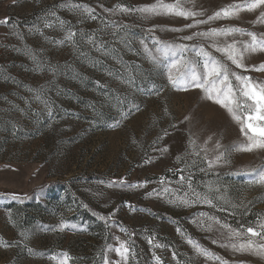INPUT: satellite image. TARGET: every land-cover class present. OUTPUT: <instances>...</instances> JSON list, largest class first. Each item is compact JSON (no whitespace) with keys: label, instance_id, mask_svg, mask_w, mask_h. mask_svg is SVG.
I'll use <instances>...</instances> for the list:
<instances>
[{"label":"rangeland","instance_id":"374dc122","mask_svg":"<svg viewBox=\"0 0 264 264\" xmlns=\"http://www.w3.org/2000/svg\"><path fill=\"white\" fill-rule=\"evenodd\" d=\"M241 2L179 0L202 13L185 19L137 11L177 0H0V264H60L63 253L68 264H158L154 254L159 264H221L189 238L227 264H264L220 246L236 242L221 225L245 233L264 225V184L253 174L264 170V149L233 147L247 143L240 124L202 89L174 88L172 58L157 51L188 45L183 60L202 75L193 47L203 45L230 72L264 82L256 70L264 52L246 53L238 68L209 39H182L210 28L261 37L264 8L185 27ZM213 39L241 47L251 37ZM194 192L214 206L179 202L196 201ZM248 238L264 244L248 233L240 241ZM121 242L131 250L126 261L115 251Z\"/></svg>","mask_w":264,"mask_h":264},{"label":"snow or ice","instance_id":"6c2138e0","mask_svg":"<svg viewBox=\"0 0 264 264\" xmlns=\"http://www.w3.org/2000/svg\"><path fill=\"white\" fill-rule=\"evenodd\" d=\"M122 11H128L129 9L123 8ZM264 8V0H242L241 3H234L227 5L226 7L216 11L212 16L208 17V20H195L193 24L185 25L187 28L195 27L199 24L207 23L208 21L220 19V18H230L238 15L240 11H255L257 9ZM159 9L165 10L168 13H173L178 16H182L185 19L190 17H197L202 15L192 10H185L180 6L179 0L176 4H157L152 6H145L137 9V11L152 13ZM257 21L264 23V10L260 12L257 17ZM7 23V18L3 21ZM173 31H180V29H173ZM234 33L247 34L251 37L250 41L243 43L241 47H237V42L224 43L221 45L216 41L215 37H228ZM75 33L69 32L66 36L67 40H72ZM195 37H202L209 39L211 43L209 47L215 48L217 52L222 53L226 56L228 60H231L232 64H235L238 68L245 67L244 56L246 53L264 52V34L261 37H257L254 32H246L241 28H210L205 32H196L191 36H185L184 40H193ZM159 43V42H157ZM188 45H175V44H165L163 49L157 48L158 52H163L164 57H171V64L167 65L168 68V80L174 88L187 90L188 87H195L202 89L207 99L213 100L215 103L226 108L229 114H231L233 120L240 124L241 133L246 137L247 143L234 145L237 150L240 151H251L253 149H264V82L253 81L249 77L237 74L235 72H230L226 65L215 59L210 55L208 51L205 50L203 45L199 47H193V51L197 52L198 56L204 57V72L202 75H198L195 70L188 68L187 63L183 60V54L187 50ZM145 51L149 53L152 60L159 63L155 56H152L147 47ZM180 57L179 60L175 59ZM173 70H175L176 75H173ZM256 70H264V64H261ZM230 77H234L237 84L234 86ZM36 99H40V94L37 93ZM247 113L246 116H242L241 113ZM207 143V141L205 142ZM189 144L193 149H195V141L190 140ZM217 149L220 148L219 143H217ZM167 149H164L166 151ZM199 155V153H194ZM224 157V153L220 152L213 159L208 161V167L211 169L213 165L219 163ZM254 177L257 178L256 182L264 184V170L257 171L253 170ZM185 177L181 176V180ZM190 181V178H189ZM121 183L123 181L121 180ZM143 186V185H139ZM131 187H137V185H131ZM191 188V183H189ZM165 192L168 191L167 188L164 189ZM196 196V201H190L187 199V194L185 198H180L179 202L183 204H189L194 202H202L209 205H213V201L209 199L206 195L201 196L199 193H193ZM151 195V193L149 194ZM13 199H18L15 194L12 196ZM201 217L206 216L205 213L199 214ZM101 219H104L101 217ZM209 219L214 220L215 223L219 224L218 220L213 217ZM202 223V222H201ZM63 228L64 225L61 224ZM221 227L228 229L229 238L235 239L236 242H231L228 244H221V247H230L236 252H251L256 255L264 256V244H258L251 238L244 241H240V237L245 236L246 233L251 234L252 237L259 236L264 239V225H261V230L257 231L253 227H248L246 233L240 230L231 229L228 225H221ZM179 232L180 230L177 229ZM151 244V240L149 241ZM188 243L196 250L200 255H203L210 259L221 260V264H227L220 257L215 256L210 253L207 249L201 247L197 242L188 239ZM217 243V241H213ZM156 247H161V245H156ZM117 255L121 256L125 261L127 260V254L131 251L126 243L121 242L119 247L115 248ZM63 259L60 264H68L70 257L67 253H63ZM159 264V257L153 256ZM105 264H108L107 258L105 259Z\"/></svg>","mask_w":264,"mask_h":264}]
</instances>
